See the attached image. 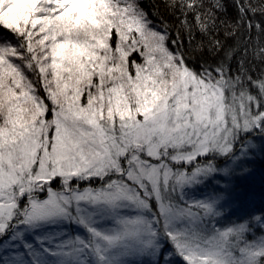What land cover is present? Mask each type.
<instances>
[{
	"label": "snow or ice",
	"instance_id": "obj_1",
	"mask_svg": "<svg viewBox=\"0 0 264 264\" xmlns=\"http://www.w3.org/2000/svg\"><path fill=\"white\" fill-rule=\"evenodd\" d=\"M148 7L0 0V264H264V0Z\"/></svg>",
	"mask_w": 264,
	"mask_h": 264
},
{
	"label": "trees",
	"instance_id": "obj_2",
	"mask_svg": "<svg viewBox=\"0 0 264 264\" xmlns=\"http://www.w3.org/2000/svg\"><path fill=\"white\" fill-rule=\"evenodd\" d=\"M151 3L160 4V0H145V6L148 8L149 12L152 10L151 7H148V5ZM160 12L163 16H165L166 19H171L168 17L167 11L163 8V5H160ZM153 19L155 20V17H153ZM256 167L264 170V166L257 164ZM253 187V195L251 197L250 203L238 208V210H236L237 214L242 215L255 210L256 212H259L260 210L264 209V195H262L261 185L257 183V185L255 184Z\"/></svg>",
	"mask_w": 264,
	"mask_h": 264
},
{
	"label": "rangeland",
	"instance_id": "obj_3",
	"mask_svg": "<svg viewBox=\"0 0 264 264\" xmlns=\"http://www.w3.org/2000/svg\"><path fill=\"white\" fill-rule=\"evenodd\" d=\"M258 165H261L260 163H257ZM262 166V165H261ZM257 168V167H256ZM262 173H264V170L263 169H260L259 167L257 168V180H256V182L254 183V185L256 184L257 185V183L258 184H260L259 183V179H258V177H259V175L260 174H262ZM253 185V186H254ZM252 186V190L254 189V187ZM259 187V186H258ZM236 210H238V209H236ZM256 211V210H255Z\"/></svg>",
	"mask_w": 264,
	"mask_h": 264
}]
</instances>
